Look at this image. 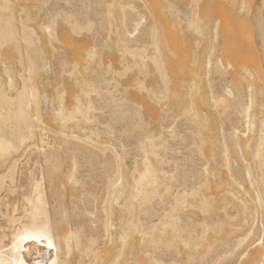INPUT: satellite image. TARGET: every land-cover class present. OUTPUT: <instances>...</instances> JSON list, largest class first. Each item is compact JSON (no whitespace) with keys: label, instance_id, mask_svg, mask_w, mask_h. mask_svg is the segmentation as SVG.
I'll use <instances>...</instances> for the list:
<instances>
[{"label":"bare ground","instance_id":"6f19581e","mask_svg":"<svg viewBox=\"0 0 264 264\" xmlns=\"http://www.w3.org/2000/svg\"><path fill=\"white\" fill-rule=\"evenodd\" d=\"M108 1L0 0V264H264V0L260 73L224 64L200 0H164L197 67L174 93L149 14ZM60 24L91 40L83 64ZM111 33L133 65L102 61ZM149 62L151 119L114 78Z\"/></svg>","mask_w":264,"mask_h":264},{"label":"rangeland","instance_id":"374dc122","mask_svg":"<svg viewBox=\"0 0 264 264\" xmlns=\"http://www.w3.org/2000/svg\"><path fill=\"white\" fill-rule=\"evenodd\" d=\"M107 1L108 0H106V2ZM179 1H182V3L185 4L188 2V0ZM242 1L246 5L249 4L251 6L253 11L252 15L247 13V10L245 8L243 10H240V0H200L199 13L200 17L205 21L218 22L219 42L222 48V60L224 64L230 63L231 66H233L232 72H236L237 70H239L241 64H244L255 68L260 73V54L257 50L256 45L257 27L254 18V12H256L257 10L258 0ZM135 3L139 7H143L141 9L146 15L149 14V16L147 15L149 20L152 19L154 24H156L155 27L157 28L156 30L158 33L157 35L160 48L159 51H161L160 54H162L160 59L165 62L163 63V65L166 69L168 83L171 81L168 86L170 92L174 93L179 88L180 79H189L194 68H197L196 66L194 67L191 63L194 50L192 36L190 33H187V31H182L183 29H180L175 20L163 11L164 0H135ZM21 4L22 3L20 2V5ZM163 12L166 15L163 14ZM60 25V27L58 26L59 30H57V39H59L56 42L57 45L61 44L59 46H63L68 60H74L78 64L82 62L83 64V62H85L84 57L86 56V54L84 55V53H87V51L91 48L89 47V45H92V43L90 42L91 40L87 36L77 37L75 35V37L74 34L68 30L67 26L64 27L63 24ZM33 26L35 28V25ZM112 34L113 33L110 34V39H107L108 41H106L107 45H110V48L103 53L102 61L105 64H110L113 69L116 68L117 70H122V67L130 63V65H133V58L123 54L121 55L120 52H118L117 47L115 48L116 39ZM42 39L41 41L39 40L41 42V45L44 41V39ZM44 47L46 50L47 46L45 42L43 44V48ZM203 51L204 42L201 41L200 47L198 49L199 57L200 54L202 55ZM169 52H171V54H169ZM123 60L125 61V65ZM147 66L150 70H148L147 74L140 72L139 68L134 66L132 70H129L126 72V74H124L125 77L114 75V78H116L117 81L120 80L122 88L124 87V84L125 87H128L127 98L132 102L142 105L143 110H145L143 113H146L145 117L151 119L155 117V112H157L162 104L158 105L152 101L154 103L153 104L151 101H149L147 93L143 90H138V88H136L137 86L134 83V81L136 82L138 79H142L144 80V83L149 86L153 83V80L155 81V79L157 80V77H160L156 72L154 66L150 62L147 63ZM112 76L113 75L111 74L110 77ZM135 77H137V79H134ZM65 83L67 85L65 104L66 106H69V104L73 103L71 96L77 89H73V85L70 84V79L65 78ZM170 98V100L172 101V97ZM194 104H196L195 107L198 108V110L199 108L203 107L200 95L195 96Z\"/></svg>","mask_w":264,"mask_h":264}]
</instances>
